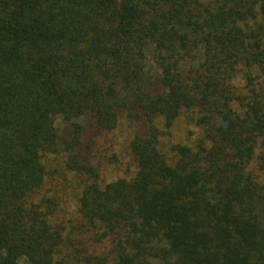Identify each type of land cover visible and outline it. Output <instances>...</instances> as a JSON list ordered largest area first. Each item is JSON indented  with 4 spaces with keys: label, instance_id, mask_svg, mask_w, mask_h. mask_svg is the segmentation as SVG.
<instances>
[{
    "label": "trees",
    "instance_id": "obj_1",
    "mask_svg": "<svg viewBox=\"0 0 264 264\" xmlns=\"http://www.w3.org/2000/svg\"><path fill=\"white\" fill-rule=\"evenodd\" d=\"M0 264H264V0H0Z\"/></svg>",
    "mask_w": 264,
    "mask_h": 264
},
{
    "label": "rangeland",
    "instance_id": "obj_2",
    "mask_svg": "<svg viewBox=\"0 0 264 264\" xmlns=\"http://www.w3.org/2000/svg\"><path fill=\"white\" fill-rule=\"evenodd\" d=\"M145 69L147 73L151 75H154L158 72L156 65L153 61H151L150 58L146 60ZM187 120V113L180 115L171 130L172 136L165 137L164 140L174 141L180 138L181 140L186 141L185 134L188 128L186 125ZM78 122L81 124V137L83 142V147L80 152L84 153L85 151L86 156H88V152L92 154V160L103 168L104 173L102 174V178L104 180L116 177L120 173V170H123L130 160L126 153L122 154L117 152L123 151L124 145L127 143L128 137L133 130H140L139 124L127 119H123L120 123V128L118 131L110 133L106 136H102L96 131L93 118L90 114L84 115L78 120ZM55 125L59 129L61 138L60 145H62V139L68 138L70 136L71 130L64 126L59 118L55 120ZM113 151H116L115 153L117 155V162L110 164L108 157L114 153ZM52 167H55L58 170L57 161L53 160ZM69 206L71 208L65 210L64 216L62 218H66V216L69 217L73 213V203L69 204ZM75 227H77L80 232L73 230ZM75 227L72 229L70 234L71 243L68 248V253L70 249L74 251L75 248H85L87 250L94 249L96 251L100 250L99 248H94L91 246V240L88 234L89 230L84 227H78L77 225ZM105 251H107V248Z\"/></svg>",
    "mask_w": 264,
    "mask_h": 264
}]
</instances>
